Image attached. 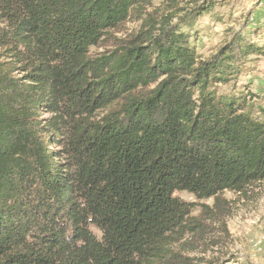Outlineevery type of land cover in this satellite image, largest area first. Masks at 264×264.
I'll return each mask as SVG.
<instances>
[{"label": "trees", "instance_id": "obj_1", "mask_svg": "<svg viewBox=\"0 0 264 264\" xmlns=\"http://www.w3.org/2000/svg\"><path fill=\"white\" fill-rule=\"evenodd\" d=\"M165 1L0 0V264H199L174 246L205 222L175 193L215 198L220 220L223 192L264 181L242 79L264 44L238 32L204 58L184 27L225 0Z\"/></svg>", "mask_w": 264, "mask_h": 264}, {"label": "rangeland", "instance_id": "obj_2", "mask_svg": "<svg viewBox=\"0 0 264 264\" xmlns=\"http://www.w3.org/2000/svg\"><path fill=\"white\" fill-rule=\"evenodd\" d=\"M193 1L180 0L178 10L183 9L181 15L194 6ZM168 7L165 0H152L148 11L170 16ZM178 21V17L173 18V23ZM141 24L142 20L133 18L127 21L122 31L114 33L118 37H126L137 32ZM184 30L190 31L193 44L204 58L214 55L238 32L264 44V0H225L212 13L202 16L193 27H184ZM102 51L103 47L91 48V53ZM8 60L0 51V62ZM257 67L242 79L252 83L251 89L257 94V102L264 105V58L258 61ZM218 91L231 93L234 88L230 83L218 86ZM41 113L43 117L50 116L47 111ZM175 195L193 202L191 217L205 222L187 232L175 244L177 250L184 251L199 264H264V181L245 194L223 192L221 197L227 200L229 212L220 220L209 218L205 212L207 207H214L215 198L197 199L187 191H177Z\"/></svg>", "mask_w": 264, "mask_h": 264}]
</instances>
